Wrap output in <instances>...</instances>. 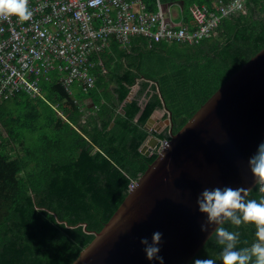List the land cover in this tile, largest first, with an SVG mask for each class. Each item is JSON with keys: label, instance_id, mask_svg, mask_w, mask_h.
Instances as JSON below:
<instances>
[{"label": "trees", "instance_id": "16d2710c", "mask_svg": "<svg viewBox=\"0 0 264 264\" xmlns=\"http://www.w3.org/2000/svg\"><path fill=\"white\" fill-rule=\"evenodd\" d=\"M146 1L155 8L154 0ZM161 1L179 4L187 15L194 5L215 10L216 2ZM246 7V14L224 20L216 36L195 47L141 36L123 49L113 39L109 49L90 58L96 85L88 93L70 95L57 74L43 82L51 103L46 116L33 106L42 97L21 94L0 104V264L78 259L157 160L158 151L142 154L144 145L151 137L171 140L170 128L146 130L155 112L164 109L163 100L178 134L264 49V0H247ZM261 187L264 182L246 200L264 198ZM221 227L239 232L238 249L257 239L253 224L236 226L228 219ZM221 250L215 234L197 257L221 264Z\"/></svg>", "mask_w": 264, "mask_h": 264}, {"label": "water", "instance_id": "95a60500", "mask_svg": "<svg viewBox=\"0 0 264 264\" xmlns=\"http://www.w3.org/2000/svg\"><path fill=\"white\" fill-rule=\"evenodd\" d=\"M160 92V91H159ZM135 92L127 99L131 102ZM168 127L171 140L163 148L151 137L141 152L157 160L131 187L114 216L73 264H156L149 262L141 238L163 233L160 244L165 264H191L219 223L206 224L197 207L205 189L231 187L248 190L245 199L264 178L256 177L248 161L264 141V49L234 74L174 134L173 113ZM155 114L146 125L148 132ZM158 132V131H155ZM162 133V132H158ZM205 224L206 232H201Z\"/></svg>", "mask_w": 264, "mask_h": 264}, {"label": "built area", "instance_id": "2783aa9c", "mask_svg": "<svg viewBox=\"0 0 264 264\" xmlns=\"http://www.w3.org/2000/svg\"><path fill=\"white\" fill-rule=\"evenodd\" d=\"M247 0H216L215 10L154 0H29L30 20L0 17V104L21 94L37 99L52 75L74 96L94 89L93 54L123 49L132 40L199 46L217 35L226 19L247 13ZM175 8V10H174ZM99 66H103L100 62ZM163 145H167L166 142Z\"/></svg>", "mask_w": 264, "mask_h": 264}, {"label": "clouds", "instance_id": "9594fccd", "mask_svg": "<svg viewBox=\"0 0 264 264\" xmlns=\"http://www.w3.org/2000/svg\"><path fill=\"white\" fill-rule=\"evenodd\" d=\"M29 0H0V17L15 16L19 21L30 20L32 12L29 8ZM161 141L160 147L163 148ZM159 152V149L155 152ZM154 152V153H155ZM254 176L264 178V141H261L255 154L248 161ZM264 192V187L260 188ZM248 190L231 187L205 189L197 197V207L201 214L206 215V224L219 223L222 218H229L233 225L240 226L242 223L256 226V241L250 247L237 248L239 232H231L226 228L216 229L217 243L222 246L220 252L221 264H250L255 258L254 264H264V198L245 199ZM201 232H206L205 224L201 225ZM163 233L157 231L148 238H141L140 244L144 246L145 257L149 262L165 264V258L160 255V244ZM191 264H216L213 259L194 257Z\"/></svg>", "mask_w": 264, "mask_h": 264}, {"label": "crops", "instance_id": "0c3cea01", "mask_svg": "<svg viewBox=\"0 0 264 264\" xmlns=\"http://www.w3.org/2000/svg\"><path fill=\"white\" fill-rule=\"evenodd\" d=\"M135 95V94H134ZM89 103V101H87ZM169 114L166 111V109L158 110L155 112V119L154 122H152V127L155 129V131L163 132L168 127V121H169Z\"/></svg>", "mask_w": 264, "mask_h": 264}, {"label": "rangeland", "instance_id": "374dc122", "mask_svg": "<svg viewBox=\"0 0 264 264\" xmlns=\"http://www.w3.org/2000/svg\"><path fill=\"white\" fill-rule=\"evenodd\" d=\"M174 10H175V8H174ZM139 90V85H137V86H135L134 88H133V91L136 93L137 91ZM42 101H35L34 103H33V106H39V110H41V114L43 115V116H46L47 115V112H48V108H49V105L51 104L50 103V101H49V99L48 98H46V95L44 94L43 96H42ZM47 105H48V107H47ZM49 113V112H48ZM58 116H61V113H59L58 112ZM169 118V117H168Z\"/></svg>", "mask_w": 264, "mask_h": 264}]
</instances>
